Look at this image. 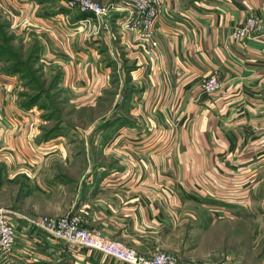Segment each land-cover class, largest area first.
<instances>
[{
    "label": "crops",
    "instance_id": "crops-1",
    "mask_svg": "<svg viewBox=\"0 0 264 264\" xmlns=\"http://www.w3.org/2000/svg\"><path fill=\"white\" fill-rule=\"evenodd\" d=\"M0 1L16 16L50 29L15 27L9 17L11 28L32 32L46 73L64 81L78 95L74 101L91 106L113 80L119 86L108 121L105 115L91 126L104 121L100 139H54L59 133L44 140L38 129L42 109L18 105L19 77L0 62V142L19 156L34 144L55 150L39 163L38 187L47 196L42 213L14 208L78 214L84 227L141 254L164 250L179 261L169 246L171 234L184 215L197 216L188 208L203 207L205 193L232 194L228 206L264 215V0H160L153 51L136 32L112 27L100 39L75 34L67 45L70 55L59 38L85 13L56 0ZM94 1L114 3L115 21L125 14L123 0ZM249 14L263 33L236 43L232 30ZM212 73L221 86L208 94L201 79ZM114 126L116 139L105 133ZM77 253L78 264H126L85 248ZM261 256L264 264L263 246ZM71 261L64 244L42 232L29 231L11 253H0V264Z\"/></svg>",
    "mask_w": 264,
    "mask_h": 264
},
{
    "label": "rangeland",
    "instance_id": "rangeland-1",
    "mask_svg": "<svg viewBox=\"0 0 264 264\" xmlns=\"http://www.w3.org/2000/svg\"><path fill=\"white\" fill-rule=\"evenodd\" d=\"M8 16L9 14L0 8V62L3 70L17 60L23 62L22 74H16L19 77L16 101L22 106L21 103L29 102L32 98L38 100L33 106L42 109L38 117L39 132L50 133L47 138L43 135L44 140L53 139L52 137L59 133L60 137L54 139H100L96 135L99 126L108 121L112 114L109 110L115 108L118 82L113 80L104 90L100 100L91 106L81 104L82 100L74 101L78 95L57 75L46 73L39 61L37 46L34 50L37 40L32 32L11 28ZM12 22L14 18L11 17V25ZM105 115L107 117L104 121L99 122L95 128L91 127ZM114 128L115 126L111 128L112 131L108 129L105 133H110L113 139H116L118 135H115L117 131ZM40 135L33 137L34 140ZM78 146L80 144H76L75 148ZM38 147L34 144L33 150H29L27 155L19 156L0 142L1 207H17L42 213L39 209L47 203V198L38 187L39 163L44 157H50L55 150L51 149L52 144L43 146V149L40 145ZM50 168L53 167L50 165ZM50 168H46L48 176L51 175ZM197 195L199 197V192ZM225 195L217 198L205 193L203 197L200 195L204 200L203 207L198 205L197 209L188 208V211L197 216L192 218L184 215L169 241V246L177 250L180 261L197 264H262L260 261L263 258L261 247H264V215H258L252 209L228 206L233 204L234 197L228 193Z\"/></svg>",
    "mask_w": 264,
    "mask_h": 264
},
{
    "label": "built area",
    "instance_id": "built-area-1",
    "mask_svg": "<svg viewBox=\"0 0 264 264\" xmlns=\"http://www.w3.org/2000/svg\"><path fill=\"white\" fill-rule=\"evenodd\" d=\"M56 1L66 8L87 14L78 19L72 29L66 32L64 40H59L60 45L66 43L64 46L69 55L70 47L67 45L75 34H83L87 39H100L105 34H109L112 27L136 32L139 37L149 41L152 51L157 45L155 22L160 0H123L126 3L123 7L125 14L116 21L113 19V11L119 8L114 3L102 5L93 0ZM0 8L9 14L8 17L14 18L12 26L26 25L39 31L50 30L33 18L21 17L19 14L16 16V13L2 1ZM262 33L263 27L259 19L249 14L233 28L231 37L238 43L260 37ZM220 86L221 81L215 73L201 79L200 87L205 93H214ZM20 220L23 221L22 224ZM29 231L42 232L51 239L61 241L65 251L72 257V261L67 264H78L75 254H78L77 252L82 248L102 253L106 257L126 264H184L172 253L164 250H158L151 255L141 254L122 241L108 237L100 230L84 227L78 214L53 217L31 215L16 208L0 206V253H11L19 239L26 241Z\"/></svg>",
    "mask_w": 264,
    "mask_h": 264
},
{
    "label": "trees",
    "instance_id": "trees-1",
    "mask_svg": "<svg viewBox=\"0 0 264 264\" xmlns=\"http://www.w3.org/2000/svg\"><path fill=\"white\" fill-rule=\"evenodd\" d=\"M84 15H87V14L85 13ZM35 49H36V45L34 46V50ZM3 50H4V48H3ZM23 66H24L23 62L17 60L14 63H12L11 65H8L7 67H4V71L6 73H10V74H17L18 72L22 74ZM28 100H29V98L26 101H28ZM37 103H38V100L32 98L31 101L25 102V103H21V105H22L23 108H30L33 105H36ZM49 134H50L49 132L44 133L46 138L49 136Z\"/></svg>",
    "mask_w": 264,
    "mask_h": 264
}]
</instances>
